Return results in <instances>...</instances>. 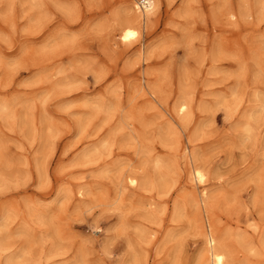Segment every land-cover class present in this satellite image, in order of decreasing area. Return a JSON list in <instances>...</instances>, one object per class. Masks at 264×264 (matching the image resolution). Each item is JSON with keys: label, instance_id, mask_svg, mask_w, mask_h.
Here are the masks:
<instances>
[{"label": "rangeland", "instance_id": "obj_1", "mask_svg": "<svg viewBox=\"0 0 264 264\" xmlns=\"http://www.w3.org/2000/svg\"><path fill=\"white\" fill-rule=\"evenodd\" d=\"M135 1L0 0V264H264V0Z\"/></svg>", "mask_w": 264, "mask_h": 264}, {"label": "bare ground", "instance_id": "obj_2", "mask_svg": "<svg viewBox=\"0 0 264 264\" xmlns=\"http://www.w3.org/2000/svg\"><path fill=\"white\" fill-rule=\"evenodd\" d=\"M159 3L156 0H137L134 3V6L131 7L132 12V21H127L123 24V34L122 39L126 42H130L132 39H134L137 34L138 30L131 27L133 23H137L138 25L144 21V18L149 19L152 15L155 14L156 10L159 8ZM258 93V92H256ZM239 94V93H238ZM262 97V96H261ZM262 99V98H261ZM253 101L254 97H253ZM260 100H257V102ZM236 102V101H235ZM257 102H255L257 104ZM259 103V102H258ZM264 103V101H263ZM238 105V103L236 104ZM259 105V104H258ZM231 106V105H230ZM257 106L258 108L261 107ZM255 107V106H254ZM237 108V107H236ZM263 108V106L261 107ZM188 109V104L186 102H181L179 104V110L182 112H185ZM264 109V108H263ZM262 109V110H263ZM257 110V108H256ZM179 112V113H180ZM255 113V110H253ZM260 113V112H259ZM249 115V114H248ZM253 116V113L251 114ZM262 116V115H261ZM260 116V117H261ZM251 117V116H249ZM254 117V116H253ZM259 117V116H258ZM255 119V118H254ZM258 119V118H257ZM169 120V119H168ZM260 120V119H259ZM258 120V121H259ZM248 122V121H247ZM251 123V122H250ZM257 123V122H255ZM246 125V124H245ZM249 126V125H248ZM247 126V127H248ZM258 126V125H257ZM253 127V126H252ZM249 128V127H248ZM248 132V130H246ZM253 131V129H252ZM256 131V130H255ZM244 133V132H243ZM249 133V132H248ZM257 133V132H256ZM245 137V136H244ZM256 137V136H255ZM249 139V137L247 138ZM251 140V139H250ZM252 143V142H251ZM188 150V149H187ZM193 160V159H192ZM195 164V163H194ZM208 173V172H207ZM191 176L192 180L196 182L198 185H204L207 181V174L204 168L192 165L191 167ZM163 180V179H162ZM189 181V180H188ZM128 182L132 185H138L140 183V178L136 174H131L128 177ZM207 192L202 193V198L205 203V197H207ZM201 203V202H200ZM194 206L196 209H198V203L195 201ZM208 204V203H207ZM176 206V205H175ZM198 207V208H197ZM207 214V213H206ZM198 219V218H196ZM203 224V223H202ZM175 234V233H174ZM172 237V236H171ZM174 237V236H173ZM223 239V238H222ZM228 249V248H227ZM206 252L203 254V256H206L212 264H226L228 261L229 253L227 250L221 245L220 239L215 235L212 229H209L207 233V249H205ZM138 256V255H137ZM28 257V256H27ZM175 259V258H174ZM15 261V260H14ZM142 264H147V262H144Z\"/></svg>", "mask_w": 264, "mask_h": 264}, {"label": "clouds", "instance_id": "obj_3", "mask_svg": "<svg viewBox=\"0 0 264 264\" xmlns=\"http://www.w3.org/2000/svg\"><path fill=\"white\" fill-rule=\"evenodd\" d=\"M95 230H99V229H95Z\"/></svg>", "mask_w": 264, "mask_h": 264}]
</instances>
